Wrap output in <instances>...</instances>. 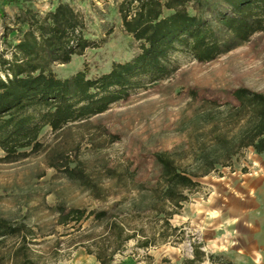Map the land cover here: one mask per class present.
Wrapping results in <instances>:
<instances>
[{"label": "rangeland", "instance_id": "rangeland-1", "mask_svg": "<svg viewBox=\"0 0 264 264\" xmlns=\"http://www.w3.org/2000/svg\"><path fill=\"white\" fill-rule=\"evenodd\" d=\"M50 1L0 0V53L9 56L6 51L27 29L29 16L52 11ZM124 1L63 2L83 15L85 37L94 47L73 55L68 64L53 65L50 69L57 78L78 71L95 78L108 72L112 64L127 62L140 53L141 43L122 28ZM195 7L189 3L187 12L194 15ZM167 65L170 73L166 77L154 82L142 78L125 99L102 114L68 123L58 131L42 128L39 147L26 149L25 157L5 163L0 150V218L22 223L33 233L29 249L40 264H90L83 245L102 230V223L86 217L90 211H107L110 216L132 212L134 226L144 224L149 235L160 232L161 224L153 214L148 217L142 212L158 204L162 186V170L156 161L159 154H168L181 170L197 175L206 171L205 159L224 161V149L231 156L225 166L215 164V171L195 178L199 187L188 193L189 200L170 219L176 233L168 232L163 243L145 251L134 249V241L127 244L125 255H134L138 264L150 254L177 253L188 258L189 244L204 248L210 257L200 264H218L219 248L209 246L217 237L205 219L207 205L239 213V202L249 198L264 213V154L238 147L250 123L244 114L232 116L238 105L233 91L243 88L264 95V32L209 62H199L180 50L168 55ZM66 169L77 176L70 177ZM110 173L119 176V181L110 179ZM87 179L101 187L103 200L93 199L83 184ZM60 207L85 211L86 218L60 225ZM186 216L185 221L182 217ZM229 241L234 239L224 237L215 245L233 247ZM16 242V238L1 242L0 257L6 260Z\"/></svg>", "mask_w": 264, "mask_h": 264}, {"label": "trees", "instance_id": "trees-1", "mask_svg": "<svg viewBox=\"0 0 264 264\" xmlns=\"http://www.w3.org/2000/svg\"><path fill=\"white\" fill-rule=\"evenodd\" d=\"M121 4L124 32L140 42V53L124 63L112 64L110 70L95 78H87L78 71L68 78H57L51 71L55 64H68L73 55H81L94 47L85 37L83 15L69 4L59 3L44 16L31 14L17 43L11 45L9 56L0 53V150L2 162L10 163L26 156V149L36 151L42 128L58 131L71 122L102 114L111 104L125 99L139 86L142 78L150 82L166 77L170 70L167 57L183 50L199 62H209L217 56L237 48L258 32H264V0H136ZM195 4V14L187 12V5ZM164 11L169 14L164 15ZM232 96L237 102L232 116L246 115L250 126L239 141V148L251 147L264 154V95L237 89ZM223 160L205 159L203 175L187 173L179 168L168 154H159L161 187L157 205L143 209L153 214L161 231L147 234L143 226H134L133 213L120 211H90L87 218L102 223L97 237L83 245L86 253L99 264H116L117 257L126 253L127 244L134 241V249L148 250L163 243L168 232L176 233L170 219L178 214L188 193L199 187L195 178L215 171V164L225 166L229 150H222ZM69 176L73 170L66 169ZM118 177V178H117ZM81 178V177H80ZM110 179L119 176L110 173ZM95 200H103L101 187L91 180L83 181ZM157 190V189H156ZM173 208V209H170ZM80 209L58 208V224L78 223L85 217ZM147 217V218H148ZM33 233L22 223L12 224L0 218V243L7 238L17 242L6 260L0 264H40L29 249ZM210 258L199 246L193 245L192 258L185 264H200ZM149 258V257H146ZM218 264H229L219 262Z\"/></svg>", "mask_w": 264, "mask_h": 264}, {"label": "crops", "instance_id": "crops-1", "mask_svg": "<svg viewBox=\"0 0 264 264\" xmlns=\"http://www.w3.org/2000/svg\"><path fill=\"white\" fill-rule=\"evenodd\" d=\"M70 0H51L50 10H53L59 3L69 2ZM258 191V189H256ZM247 198L246 201H240V212L229 211L219 208L206 207V217L208 225H212L214 230L212 233L217 237L212 240L209 246L217 247L220 253L216 255L217 262H227L229 264H264V213L261 207H254ZM194 206V205H193ZM226 207V206H225ZM195 208V207H194ZM195 210L197 209H190ZM243 212V213H241ZM189 213V212H188ZM215 213L216 215H213ZM189 215V214H187ZM183 220H188L189 216L182 217ZM170 222V221H169ZM256 226H255V224ZM171 225V222H170ZM174 227L173 225H171ZM235 233V235H234ZM228 238L234 241H229L233 247L218 246V239ZM87 254V253H86ZM143 264H185L190 257H182L177 253L148 255ZM85 259V258H84ZM86 262L90 264H99L91 255H86ZM85 264V263H84ZM116 264H138L134 255L118 256Z\"/></svg>", "mask_w": 264, "mask_h": 264}, {"label": "built area", "instance_id": "built-area-1", "mask_svg": "<svg viewBox=\"0 0 264 264\" xmlns=\"http://www.w3.org/2000/svg\"><path fill=\"white\" fill-rule=\"evenodd\" d=\"M127 1H134L136 2V0H127ZM201 251H203L205 253V249L204 248H200ZM188 254H189V257L192 258V254H193V245L189 244L188 245ZM206 254V253H205ZM207 255V254H206ZM205 260H208V258L206 257ZM204 262V261H203ZM201 262V263H203Z\"/></svg>", "mask_w": 264, "mask_h": 264}]
</instances>
